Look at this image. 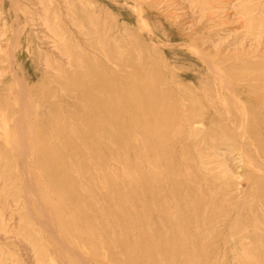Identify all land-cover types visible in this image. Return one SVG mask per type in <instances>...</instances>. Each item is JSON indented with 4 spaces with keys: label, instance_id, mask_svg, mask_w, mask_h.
Here are the masks:
<instances>
[{
    "label": "rangeland",
    "instance_id": "obj_1",
    "mask_svg": "<svg viewBox=\"0 0 264 264\" xmlns=\"http://www.w3.org/2000/svg\"><path fill=\"white\" fill-rule=\"evenodd\" d=\"M49 1L0 0V94L11 97L15 110L13 115L9 114L3 105L4 99L0 101V126L4 128L0 131V166L5 176L10 178L9 171L13 169L14 175L24 177L20 158H31L33 154L25 144L21 148V143L15 142L16 133L22 136L21 142L27 139L24 137L25 130L32 123L35 113L41 119L49 120L54 131H62L67 126L65 83L73 78L70 75L59 78L53 74L55 71L51 66L59 63L67 74L75 68L59 48L62 42L48 26L46 11L61 13V17H53L50 24L66 31L68 44H78L86 51L87 54L83 51L78 53L83 58L87 55L99 56L91 46L96 40L95 32L81 14L87 9L91 15L99 17V28L103 33L106 29L108 34L123 36L121 39L127 44V53L135 59L140 58L132 64L130 74L135 78L142 72L149 81L160 85L158 89L163 92L161 101L166 102L168 115L178 120L175 132L170 134L163 149L147 154L171 162L156 168L158 183L149 180L147 184L165 191L168 200L179 201V196L183 194L192 196L194 188L191 185L201 183L200 187L207 190L208 179L198 183L190 175L196 172L195 166L200 157H209L217 174L227 167L235 173L233 180L236 186L229 187V191L239 186L240 198L253 200L257 197L254 190L248 189L253 176L250 174H254V168H263L264 164L261 156L255 153V147L251 146L246 151L247 156L242 151V143L250 139L241 123L244 119L247 123L258 115H264V105H257L254 95L264 91V82L258 81V77L263 76L264 79V0ZM71 17L84 25L81 26L83 31L81 27H73L69 21ZM251 18L253 26L250 25ZM211 68L214 69L211 71ZM76 69L83 70L82 64ZM212 72L216 76L213 77ZM164 91H173L174 96L167 97ZM30 107L34 108V114L30 112ZM186 112L194 116L192 122L181 120ZM40 125L38 122L36 126L39 128ZM43 129L46 130L47 125ZM230 131L233 140L227 136ZM65 135L71 136V133L65 132ZM55 142L56 139L53 140ZM231 144L237 146L236 150L230 151ZM11 149L16 150V154ZM4 152L13 157L7 158ZM66 152L68 158L78 157L81 165H86L87 155L79 156L71 147ZM142 159L145 160L144 157ZM217 163L225 166L220 168ZM107 166L112 167L113 172L121 171V165L113 161ZM146 167L144 163L141 168H132L131 173L145 174ZM34 173L32 171L30 176L34 195L29 201L22 180H0V264H130L124 256L121 257L123 253L145 257L144 252L120 247L140 237L139 232L116 231L115 238L111 236L118 219L115 218L116 212L109 217L108 210L117 209L121 214V203L120 206L113 203L112 196L119 202L120 195L125 192L129 195L123 185H99L100 197L96 208L100 212L94 217L93 225H85L81 223L86 219L85 214L76 210L79 209L77 205L88 206L84 205L87 201H79L72 208L65 209L67 194L56 195L53 192L55 197L51 198L46 181H42L45 178L37 179L38 175L36 177ZM36 180L43 183L39 185ZM41 188H45V193ZM144 201L145 205H154L150 198ZM92 209L88 206L89 216L94 213ZM259 210L264 214V206H259ZM230 212L235 228L216 224V232L201 244L200 259L187 264H242L244 255L238 243L241 235L239 213L235 210ZM183 214L176 216H185ZM214 214L219 216V220L229 219L217 208L214 212H205L207 218ZM251 216L249 214L248 217ZM203 223L201 228H204ZM258 234L264 238V230H259ZM111 239L118 242L115 248L114 242L110 247ZM247 243L255 254L261 251V242ZM113 255L121 259L114 260Z\"/></svg>",
    "mask_w": 264,
    "mask_h": 264
},
{
    "label": "bare ground",
    "instance_id": "obj_2",
    "mask_svg": "<svg viewBox=\"0 0 264 264\" xmlns=\"http://www.w3.org/2000/svg\"><path fill=\"white\" fill-rule=\"evenodd\" d=\"M50 1L52 2V0ZM81 14L86 18L89 28L95 32L93 34L96 40L91 46L93 51L97 52L99 56L87 55L82 58L78 54L83 51L82 47L78 44H68L66 31L50 24L52 18L59 19L61 13L46 11L45 14L48 26L52 27L51 30L54 35L60 43L62 42L59 48L65 56L69 57L71 65L75 68L67 74L61 64L54 63L51 66L55 71L53 74H57L59 78H66L69 75L73 78L71 82L67 81L65 83L67 93L64 96L66 103V117L65 115L64 117L67 122L65 126H67L62 131H54L51 122L49 123L47 119H41L37 113L34 114V108L30 107V112L34 115L32 123L25 130L26 134L24 137L27 139L21 142L22 136L18 132L16 133L15 142H20L21 148L25 144L33 154V157L20 158L24 173L23 178L19 175H14L13 169L9 171L10 178L5 176L3 167L0 166V180H22V186L27 193V201H29V199L31 200L30 197L34 195L30 178L32 171H34V176L37 177L38 175L37 179L45 178L42 181H46L45 185L49 190L48 193L51 194V196L49 195L51 198L55 197L52 194L53 192L56 195L67 194L68 198L64 200L65 209L67 207L72 208L79 201H87L84 205L92 207V212L94 213L89 216L88 206L77 205L79 209L76 210L85 214L86 219H81L83 221L81 223H85V225H93L94 220H96L94 217L98 216L100 212L96 208L100 197L99 185L100 187L101 184H111L112 187L114 183L123 185V188L129 191V195H127V192L120 195L119 202L112 196L113 203L115 202L117 206H120L121 203V214H118L117 209H109V213H107L109 217L114 215V212L117 213L115 218L118 219V224L111 230V236L114 237L116 231H129L132 234L139 232L140 237L120 246L123 250L129 247L135 251L144 252L145 257H134L131 252L123 253L121 257L124 256L125 260H129L130 264H165L166 262L187 264L186 262L200 259L201 244L216 232L217 228L214 227L216 224L220 223L225 227L235 228L236 223L231 219L230 212L235 210L239 213L238 227L241 231L238 243L242 246V254L244 255L243 260L239 261L242 264H264V238L258 234L259 230H264V214H261V210H259V206H264V177L259 175L261 173L264 174V167L259 168L257 166L258 168L253 170L254 174H250V176H253L250 179L252 183L248 189L254 190L256 192L255 195H257L253 200L240 198L238 195L239 186L229 191V187L236 186L233 180L235 173L226 166L227 169H225L229 171L224 170L217 174L214 171L215 168L211 165L213 162L209 161V157H200L196 163L197 166H195L196 172L190 175L192 178L197 179L198 183L204 178L208 179L207 190L200 187L201 183L194 186L191 185L194 188L193 195L183 194L179 196L180 199L178 201L166 199L165 191L163 193L159 187H150L147 181L159 182L156 168L162 163L170 164L171 162L161 160L158 156H148L147 154L163 149L170 134L175 132L178 120L175 121L173 116L168 115L166 102L163 103L161 101L163 92L158 89L160 85L152 80V82L149 81L150 79L142 72L135 75V78L130 74L129 69L132 68V64L140 60V58L135 59L134 56L127 53V44H124L123 39H121L123 36L108 34L106 29L105 33H103L102 29L100 30L99 28L101 25L99 17L91 15L87 9L82 10ZM262 19L264 20V18ZM252 20H250L251 26L254 23V20ZM69 21L75 28L84 26L77 18L71 17ZM81 28L83 31V27ZM83 52L87 54L85 53L86 51ZM80 64H82L83 70L76 69ZM111 66H114L112 67L113 69ZM213 69L211 68V71ZM213 72L214 77L216 75ZM247 81L252 82V80ZM258 81L264 82L263 76L258 77ZM1 95L0 101L4 99L3 105H5L8 113L13 115L15 110L10 102L11 97ZM254 95L257 97V105L263 106L264 91L254 93ZM254 95L252 94L251 96ZM166 96L172 98L174 92H166ZM231 98L233 99V97ZM242 104L240 103V105ZM186 113L180 117H184L181 120L186 121L187 119L188 122H192L195 119L194 116L190 112ZM242 115L244 116V114ZM38 122L41 123L39 128L36 126ZM44 125H47V129L48 127L49 129L44 130ZM236 125L234 127H237ZM241 125L242 129L244 128L246 132L248 131L250 139V141L242 143V151L247 156L246 151L251 146L255 147V153L261 156L264 164V115H258L247 123L244 119ZM227 129L225 127V131ZM2 130L4 128L0 126V131ZM65 132H70L71 136H66ZM228 135L233 140L231 131L227 133ZM54 139L57 142L53 143ZM69 147L74 148L79 156H88L85 161L86 165H81L78 157L70 159L66 156V153H68L66 149ZM230 148V151H233L236 150L237 146L231 144ZM102 149L105 151H101ZM11 150L14 151V149ZM144 152H146V155ZM5 155L7 158L13 157L7 152ZM141 157H144L145 160ZM151 157L152 159H150ZM112 161L121 165V171L116 170L113 172V168L107 166ZM144 163L147 165L145 174L135 171L131 173L132 168H141ZM216 165H219L220 168L225 166L220 165V163ZM36 181H38L39 185L43 183L40 180ZM40 190L45 193V188ZM14 193L18 194L17 191H14ZM145 198H150L151 201H154V205H145ZM128 202L130 203L127 204ZM14 206L16 207V203ZM216 208L229 219L219 220V216L215 217V214L209 218L205 216L206 211L211 210L214 212ZM178 213H184L183 215L185 216L181 215L178 217L176 216ZM187 214H190L192 218L187 216ZM249 214L252 215L251 219L248 217ZM42 215L44 216L43 213ZM233 222L234 224L232 225ZM201 223L204 224V228H201ZM257 241L261 242L260 244L262 245L261 251L257 250L260 252L255 254V251L253 252L247 242ZM113 242V239H111L110 247H112ZM117 245L118 242L115 241L113 248ZM121 257L117 258V256L113 255L114 260L118 261ZM213 264H217V262Z\"/></svg>",
    "mask_w": 264,
    "mask_h": 264
}]
</instances>
